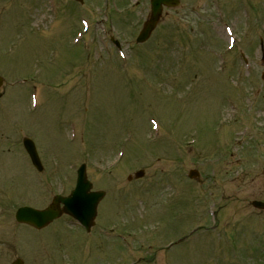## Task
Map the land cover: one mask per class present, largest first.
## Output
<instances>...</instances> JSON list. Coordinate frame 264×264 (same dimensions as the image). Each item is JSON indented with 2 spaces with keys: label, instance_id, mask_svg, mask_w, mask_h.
<instances>
[{
  "label": "rangeland",
  "instance_id": "374dc122",
  "mask_svg": "<svg viewBox=\"0 0 264 264\" xmlns=\"http://www.w3.org/2000/svg\"><path fill=\"white\" fill-rule=\"evenodd\" d=\"M148 13L149 0H0V134L20 143L0 152V264H264V210L249 204L264 201V0H181L136 44ZM80 163L105 192L90 232L14 224L4 202L45 207Z\"/></svg>",
  "mask_w": 264,
  "mask_h": 264
},
{
  "label": "water",
  "instance_id": "95a60500",
  "mask_svg": "<svg viewBox=\"0 0 264 264\" xmlns=\"http://www.w3.org/2000/svg\"><path fill=\"white\" fill-rule=\"evenodd\" d=\"M151 13L149 19L143 25L140 31L137 42L145 41L153 28L155 27L162 11V6L173 7L178 4V0H150ZM24 145L30 154L32 162L39 167L38 158L36 156L33 145L30 141H24ZM90 184L85 181L83 169L78 171L77 184L75 189L68 197H55L51 206L45 210L38 211L29 208H22L17 211V219L22 222H28L35 226H43L60 214L59 203H63V211L69 213L78 219L84 225L92 224V219L95 216V209L98 201L102 198V192H89ZM256 207H264V204L252 202ZM14 264H21L20 261Z\"/></svg>",
  "mask_w": 264,
  "mask_h": 264
}]
</instances>
